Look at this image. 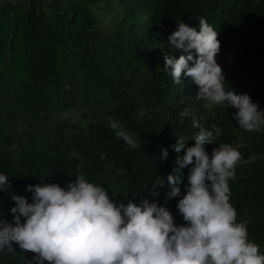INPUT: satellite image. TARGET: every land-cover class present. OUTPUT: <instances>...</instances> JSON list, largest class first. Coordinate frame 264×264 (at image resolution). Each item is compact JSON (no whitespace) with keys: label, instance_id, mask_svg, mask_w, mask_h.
I'll return each mask as SVG.
<instances>
[{"label":"trees","instance_id":"trees-1","mask_svg":"<svg viewBox=\"0 0 264 264\" xmlns=\"http://www.w3.org/2000/svg\"><path fill=\"white\" fill-rule=\"evenodd\" d=\"M114 11L105 25L103 14ZM200 18L218 31L225 88L264 103V0H0V174L9 178L0 191V219L13 220L11 193L31 202L27 185L44 180L64 187L83 174L114 200L145 195L165 205L177 225L185 223L179 197L167 198V176L176 166V138L191 145L200 131L190 118L181 121L189 108L202 128L222 130L206 145L209 154L216 144L233 146L237 131L249 140L238 148L230 202L264 254V131L208 116L193 81L182 76L175 84L163 70L166 52L182 54L169 46V34L179 21L199 30ZM73 105L87 109L94 124L41 126L45 116ZM108 117L136 134L141 148L117 138ZM19 120L27 121L25 132L16 131ZM164 148L167 158H161ZM158 176L165 184L152 196L145 188ZM186 182L182 173L178 187ZM13 248L0 250V264H28L32 254L22 257Z\"/></svg>","mask_w":264,"mask_h":264},{"label":"clouds","instance_id":"clouds-1","mask_svg":"<svg viewBox=\"0 0 264 264\" xmlns=\"http://www.w3.org/2000/svg\"><path fill=\"white\" fill-rule=\"evenodd\" d=\"M198 23L199 30L179 21L169 34V46L182 54L177 58L166 52L163 70L175 84L182 76L190 78L205 107L237 109L233 118L245 131L264 130L259 104L246 93L225 88V74L217 62L218 31L205 18ZM180 118H190L192 127L200 129L191 145L176 138V166L167 176V198L179 197L176 207L185 223L177 225L165 205L145 195L114 200L103 186L80 174L64 187L44 180L27 185L31 202L11 193L13 220L0 219V250L13 251L15 245L22 257L32 254L28 264H264L260 246L249 239L246 223L237 221L230 202L229 182L235 179L242 154L229 143L216 144L209 154L206 145L215 142L221 128H202L189 108ZM108 124L128 147L141 148L137 135L119 121L108 117ZM167 157L164 148L161 158ZM182 173L187 177L183 190L178 187ZM6 184L9 178L0 174V191ZM164 184L158 176L145 189L159 196L157 189Z\"/></svg>","mask_w":264,"mask_h":264},{"label":"rangeland","instance_id":"rangeland-1","mask_svg":"<svg viewBox=\"0 0 264 264\" xmlns=\"http://www.w3.org/2000/svg\"><path fill=\"white\" fill-rule=\"evenodd\" d=\"M99 16V13H96ZM106 18V24L109 25L111 21H113V18L115 16V11L103 14ZM102 15V16H103ZM188 78V77H185ZM194 83V82H193ZM195 84V83H194ZM197 92H198V86L195 84ZM200 106L203 108V110L207 113L208 116H211L213 119L218 120L219 118H222L225 116V118L230 117L232 119V124L235 125V128L243 130L239 127L235 119L233 118V113L230 110V106H211V107H205L204 102L201 100H198ZM261 110H264V103H258ZM237 111V110H236ZM235 111V112H236ZM67 120L70 123H73L78 128H86L91 124H94L95 120L92 117L91 113L83 108L81 105H73L65 110H61L58 112L51 113L44 118V123L41 126L45 125H51L54 122L58 121H65ZM16 131L19 132H25L27 130V121L24 123L23 121L19 120L16 125ZM264 131V130H262ZM239 131L236 132L235 137L233 139V147L240 148L241 146L248 145L249 140L245 137H243L241 134H238ZM245 161H242V163ZM241 163V162H238Z\"/></svg>","mask_w":264,"mask_h":264}]
</instances>
